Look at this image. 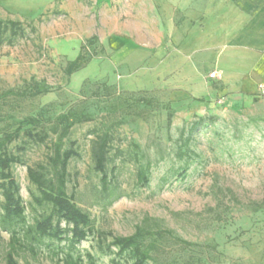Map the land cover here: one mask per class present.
Instances as JSON below:
<instances>
[{"label": "rangeland", "instance_id": "rangeland-1", "mask_svg": "<svg viewBox=\"0 0 264 264\" xmlns=\"http://www.w3.org/2000/svg\"><path fill=\"white\" fill-rule=\"evenodd\" d=\"M127 20L119 16L121 23ZM0 21L21 24L16 36L10 31L0 35V96L24 91L32 81L50 91L37 97H0V138L30 117L54 119L71 108L95 116L94 122L71 131L79 157L69 163L67 184L68 195L94 222V234L78 246L87 264V253L94 264L131 261L128 255L116 257L118 250L111 248L110 253L107 247L110 234L131 236L138 227L169 230L194 245L185 248L176 239H166L158 250V264H264V96L237 109L220 100L173 97L174 86L190 90L185 83L157 81L154 33L130 27L142 41L135 42L133 50L112 49L108 41L113 33L95 10L75 17L57 10L20 19L0 6ZM117 29L121 36L125 28ZM95 35L97 57L67 77L68 62ZM145 99L152 105L146 106ZM116 102L118 111L110 117L124 123L114 132L107 164L110 191L104 193L92 159V131L110 124L103 117ZM55 138L51 135L38 144L22 135L7 148L21 159L12 173L27 225L52 212L51 205L34 204L33 196L39 193L28 179V168L46 163ZM148 163L149 183L138 186V171ZM61 225L66 228L64 222ZM10 238L0 227V264H6ZM26 245L17 257L19 264H56L55 253L67 242L45 239ZM153 256L157 259V250Z\"/></svg>", "mask_w": 264, "mask_h": 264}, {"label": "crops", "instance_id": "crops-1", "mask_svg": "<svg viewBox=\"0 0 264 264\" xmlns=\"http://www.w3.org/2000/svg\"><path fill=\"white\" fill-rule=\"evenodd\" d=\"M0 6L20 19L95 10L111 29L115 50H133L142 41L130 27L154 33L157 81L190 90L172 87L175 98L220 100L237 109L264 96V0H0ZM117 26L125 28L121 36Z\"/></svg>", "mask_w": 264, "mask_h": 264}, {"label": "trees", "instance_id": "trees-1", "mask_svg": "<svg viewBox=\"0 0 264 264\" xmlns=\"http://www.w3.org/2000/svg\"><path fill=\"white\" fill-rule=\"evenodd\" d=\"M19 27H21V24L18 22L9 21L5 23L0 21V35L10 31L13 36H16V29ZM97 41L96 36L86 40L81 46L77 57L68 62L65 68L67 77H71L86 68L97 57L96 50L93 49L97 45ZM105 89L110 90L109 87H105ZM49 92L46 87H40L37 82L32 81L24 91H7L0 97H37ZM143 103L146 106L152 105V101L147 99L143 100ZM118 107L117 102L111 104L105 117H103L104 120H111L110 124L105 123L100 129L92 131L95 135L92 146V159L95 171L101 174L104 193L110 191L107 164L114 141V132L124 123L123 119H114L115 121L112 122L110 117L116 115ZM136 115L141 116L139 113H136ZM171 118L172 115L169 116V122ZM94 121L95 116L85 109L71 108L54 119L45 120L43 116L24 119L17 124L16 129L6 131L3 137L0 138V191L3 197V203L0 205L3 212L0 216V227L11 235L9 250L5 258L6 264H19L17 257L21 251L26 249V241L41 243L45 239L67 242L65 247L60 248L55 253L56 264H87L84 256L78 251V246L94 234L95 226L89 214L85 213L76 204L74 196L68 195L67 184L69 182V163L72 159L79 157L75 142L70 141L71 131L76 126ZM46 123L49 124V127ZM22 135L38 144H45L51 135L56 137L48 147L46 163L28 168V179L39 193V196H33L34 204L38 207H43L45 204L52 206V212L39 215L34 220L33 225H27L25 208L18 196L19 189L12 173V166L21 164V159L7 152L8 146L19 140ZM134 148L139 150L136 145H134ZM150 168L151 164L148 163L145 168L138 171V186L144 187L149 183ZM62 222L66 224V228H62ZM21 232H23V237H20ZM69 234L71 237H69ZM110 236L112 242L107 247L109 252L113 253L111 248H116L118 250L116 257L122 258L124 255H128L131 261L126 264H148L149 262L158 264V250H160L166 239H176L185 248L194 246L189 242L176 238L172 231L162 229L153 232L138 227L131 236L122 237L113 236L112 234ZM156 250L157 259L153 256ZM86 259L89 264L95 263L94 257L89 253L86 254ZM113 262L120 264L116 260H113Z\"/></svg>", "mask_w": 264, "mask_h": 264}, {"label": "built area", "instance_id": "built-area-1", "mask_svg": "<svg viewBox=\"0 0 264 264\" xmlns=\"http://www.w3.org/2000/svg\"><path fill=\"white\" fill-rule=\"evenodd\" d=\"M210 77H211V79H214V78H216V74L213 73Z\"/></svg>", "mask_w": 264, "mask_h": 264}]
</instances>
